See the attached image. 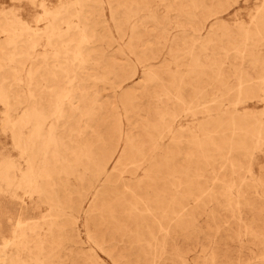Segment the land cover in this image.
<instances>
[{
	"label": "rangeland",
	"instance_id": "obj_1",
	"mask_svg": "<svg viewBox=\"0 0 264 264\" xmlns=\"http://www.w3.org/2000/svg\"><path fill=\"white\" fill-rule=\"evenodd\" d=\"M0 264H264V0H0Z\"/></svg>",
	"mask_w": 264,
	"mask_h": 264
}]
</instances>
